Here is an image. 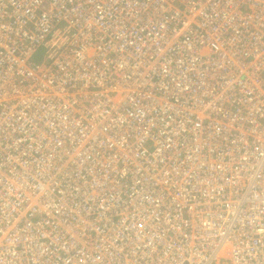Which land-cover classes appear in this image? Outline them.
<instances>
[{
	"label": "built area",
	"instance_id": "2783aa9c",
	"mask_svg": "<svg viewBox=\"0 0 264 264\" xmlns=\"http://www.w3.org/2000/svg\"><path fill=\"white\" fill-rule=\"evenodd\" d=\"M0 264H264V0H0Z\"/></svg>",
	"mask_w": 264,
	"mask_h": 264
},
{
	"label": "rangeland",
	"instance_id": "374dc122",
	"mask_svg": "<svg viewBox=\"0 0 264 264\" xmlns=\"http://www.w3.org/2000/svg\"><path fill=\"white\" fill-rule=\"evenodd\" d=\"M36 63H40L42 60V50L39 51V53L36 55L35 58H33Z\"/></svg>",
	"mask_w": 264,
	"mask_h": 264
}]
</instances>
